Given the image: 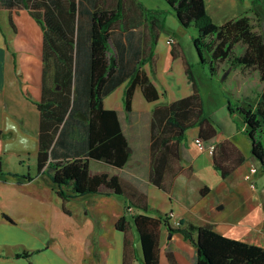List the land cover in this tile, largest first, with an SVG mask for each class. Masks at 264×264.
<instances>
[{
    "label": "trees",
    "instance_id": "1",
    "mask_svg": "<svg viewBox=\"0 0 264 264\" xmlns=\"http://www.w3.org/2000/svg\"><path fill=\"white\" fill-rule=\"evenodd\" d=\"M82 2L86 4L80 8ZM167 2L181 26L188 27L193 24L197 27L198 36L193 42L202 61V50L205 48L213 61L229 59L233 65L254 68L264 82V39L260 33L254 31L247 13L218 25L207 14L204 0ZM253 5L264 7V0H253ZM16 6L28 11L40 24L43 32V92L48 98L38 102V106L42 112L41 128H44V118H47L48 125L54 123L55 126L52 133L46 134V143L42 140L41 132L37 164L39 171L48 164L47 172L57 188V194L68 200L98 192L102 186L123 195L127 204L125 212L132 208L136 210L132 221L141 245L142 264H159V239L163 225L170 235L180 233L185 240L193 244L197 251L196 264H264L263 246L222 234L212 223L184 224L179 219L178 225L174 226L169 220L171 213L156 210V216L150 214L153 210L142 190L123 182L116 175L90 172V158L102 159L122 167L130 156L128 141L122 131L118 113L114 109L104 107L103 97L125 82L122 102L124 111L129 113L137 87H140L148 101L157 100L160 96L143 66L149 62L151 71H155L154 49L162 27L161 13L146 11L137 0H0V8L9 9L12 26L14 24L11 9ZM148 14L153 15L150 24H147ZM81 15L88 16L89 26V55L87 71L84 73L86 77L83 79V73L78 70L79 54L83 47V40L79 37ZM141 25L148 35L143 42L141 58L131 74L127 75L117 60L108 55L111 33L114 29L118 32H129L131 28ZM238 43L244 46L243 52L234 54V47ZM116 47L119 48L118 43ZM185 71L192 84V93L169 103L159 104L151 112L148 178L152 184L165 191H169L170 186L166 181L178 170V144L184 139L186 130L198 126L200 131L209 128L210 134L207 138L215 135V129L205 115L203 100L188 62ZM48 78L55 85L53 89L46 86ZM47 100L48 103L44 106ZM227 105L230 113L238 111L241 114L250 142V153L264 170V87L255 103L242 101L235 107L230 102ZM77 111L86 117V154L71 159L49 161V150L55 134ZM75 121L79 126L84 122L79 119ZM196 138L204 141L200 132ZM224 152V159L231 158L229 152ZM212 155L214 167L222 178L244 161L241 153H238V158L232 159L230 165L218 160L219 155L217 156L215 151ZM63 209L68 211L64 206ZM115 226L119 230H125V214L117 220ZM166 257L169 264H178L172 252L167 251Z\"/></svg>",
    "mask_w": 264,
    "mask_h": 264
},
{
    "label": "crops",
    "instance_id": "2",
    "mask_svg": "<svg viewBox=\"0 0 264 264\" xmlns=\"http://www.w3.org/2000/svg\"><path fill=\"white\" fill-rule=\"evenodd\" d=\"M20 15L26 20L24 21L23 29L20 25L18 26ZM11 18L15 31L11 46L0 33V264H36L38 260L44 264L53 262L54 264H79V262L80 264H99L102 257H104L101 259L103 264H134L136 260H140L139 264H142V251L141 258H136V239L133 231H131V220L125 212L127 204L123 195L116 194L108 189L104 190L105 187L101 186L98 192L64 200L57 194V188L48 175V164H45L40 171L38 170L37 154L40 149L41 132L42 140L46 143L48 139L45 137L46 134L52 133V128L55 126L54 123L48 125L47 118H44V123H42L44 128H41L42 112L38 106V102L48 98V95H44L43 92V32L40 24L24 9H20L18 14L15 11H11ZM32 30H35L36 34H33ZM81 32H84V36L82 38L83 47L79 54L80 64L78 70L83 73V76H81L83 79L86 77L84 73L87 71L89 55L88 22L87 27L82 29ZM147 35V31L141 25L131 28L129 32H117L115 37H113V43L116 42L115 47L112 44L113 47H110L108 55L113 56L117 60L127 75L131 74L141 58L143 42ZM172 39L173 41L170 44H173L174 47L172 49L169 47L164 52L165 67L169 69L172 65V59L181 55L183 70L187 77L185 68L188 59L185 58L184 52L175 38L173 37ZM117 43L119 48L116 47ZM161 55L155 47L154 72L151 71L149 62L143 66L159 93L166 92L167 87L165 85L159 86L152 80L150 75L152 73L154 78L159 75ZM165 67L163 65L162 69L164 71ZM189 83L191 84L190 81ZM120 85L125 86V82ZM46 86L53 89L55 85L48 78ZM263 87L264 84L260 86L259 90H256L253 98H249L248 94L244 97L240 96L238 103L242 101L255 103ZM245 88L247 91L252 90V86L248 87L247 81H245ZM186 91L187 93L183 94V96L172 98L165 103L192 93V84L190 89L185 87L184 92ZM132 100L134 102V97ZM133 102L132 110L126 113L123 108V102L116 107H106L103 97L104 107L106 109H114L118 113L122 131L128 141L129 159L124 166L117 167L102 159L90 158L89 169L92 174L107 173L109 176L116 175L128 184H131V176L141 174L147 182L151 183L148 178L151 112L155 106L164 103H158L150 107L147 112H143L141 110L135 111ZM46 103H48V100L44 102V106ZM78 114L79 112L77 111L73 116L69 117V122L64 124L63 127L61 125L55 134L49 150V161L71 159L86 154V117L84 116V122L77 129L78 136H76L75 126L77 123L75 120L79 119ZM207 118L215 129V135L207 138L210 134L209 128H204L200 131L198 126H194L197 127L196 137L199 136L200 132L204 142L216 145L215 153L217 156L219 155L218 160H221V162H226L230 165L232 159L239 157L238 153L244 156V161L236 166L230 174L222 178L219 171L214 167L213 155L210 154L212 159L209 162L199 163L196 158L189 154L191 149L190 147L187 148L186 143L182 140L178 144V170L170 180L166 181L170 183L169 191L160 188L168 196L169 207L160 208L151 204L148 194L144 192L148 205L153 210L150 214L156 216V210L162 213H171L169 220L174 226L175 224L177 225L179 219L184 224L202 225L212 223L218 232L241 240L243 233L254 232L264 236V195H259L254 190L256 186L253 183L254 181H251L257 170L253 165H250L249 171L240 170L247 160L255 159L251 155L250 150L249 156H246V148L247 146L248 148L250 147L249 139L246 138L245 140V150L236 139L234 140L233 137H236V134L232 132L233 128L229 134L217 139V129L210 117L207 116ZM225 119H228L225 121L226 127H233L234 121L231 117L228 116ZM142 129L147 137L145 138L144 135V142L140 144L137 136ZM131 133L133 142H131ZM141 146H143V149ZM142 150L147 151L148 160L143 163L145 166L144 171L140 172L139 170V173L131 170V159L134 153ZM224 151L227 154L229 152L231 158H228V160L224 159L222 157L225 154ZM144 156H146V153H144ZM138 158L140 159V155L137 154L135 159ZM251 168H254L255 171L251 172ZM216 170L221 178L214 185H211L206 180L207 178L200 176L201 173H209V175L212 174L214 176ZM247 175H249L248 179L246 178ZM246 180L250 182L247 183ZM244 187L248 188L249 191L248 189L246 191ZM66 191L69 192V189L66 188ZM227 192L229 194L233 193L238 197L237 205L226 214L228 218L231 215H238L233 222H230L224 216L216 218V212H220L219 209L226 205L225 193ZM202 195L205 196L202 198ZM215 195H217V198ZM114 196H116V204L112 205ZM117 196H121V202H119ZM76 198H84L81 205L83 221L81 220L79 223L80 218L78 219L80 225L88 223V216L93 214V210H95L93 207L99 209L100 217L98 216V218L101 221L95 218L97 221L91 230L82 232L79 246L77 248L73 246L71 253L68 255H60V253L54 251L50 242L47 243L45 241L41 230L51 232L53 215H58V218L66 217V215L71 217L75 215L69 204ZM219 203L222 206L218 208L215 204ZM63 206L68 210L67 212L63 209ZM123 214L126 215V227L125 230H119L115 224ZM69 231L70 240H73L76 232L71 230V228ZM169 235L163 225L159 239V264H169L166 257L167 251L173 253L178 264H196L197 251L193 244L185 240L180 233ZM88 247L89 249H87ZM52 251L54 256L59 258L58 260L55 261L54 257L50 255ZM21 253H27L28 255L17 256V254ZM97 253L101 256L100 258H97ZM49 259H52L50 263L47 262Z\"/></svg>",
    "mask_w": 264,
    "mask_h": 264
},
{
    "label": "rangeland",
    "instance_id": "3",
    "mask_svg": "<svg viewBox=\"0 0 264 264\" xmlns=\"http://www.w3.org/2000/svg\"><path fill=\"white\" fill-rule=\"evenodd\" d=\"M140 2L144 8L151 11H158L161 13L162 17V27L159 31V35L156 42V49L158 52H160L161 58H160V73L157 76V78L153 77V74L151 73L152 80L156 82L159 86L165 85L167 87L166 92L160 93L159 98L157 101H147L144 99L142 92L140 90V87H138L135 90L134 93V102L133 107L135 111H145L147 112L150 107L155 106L158 103H165L170 101L172 98H176L179 96H183V94H186L185 87L187 89H190L191 84L189 83L184 70H183V64H182V57L181 55L175 56L172 59V65L169 69L165 67L164 63V52L167 48L171 47V49L174 47L172 44H168L167 39L175 38L176 42L181 46L185 58L188 59V63L190 64L192 73L195 78V82L199 91V94L203 100V107L205 114L210 117L213 124L215 125L217 129V139H221L227 134H229L233 128L234 134H236V137H233L234 140L242 146L245 150V140L248 138L247 134L245 133V128L243 124V119L241 114L238 111H234L233 113H230L228 110V102L232 104V106H236L238 104V98L240 96L244 97L246 94H248L249 98H253L256 90H259L260 86L264 84L263 81H261L259 77V73L254 68H248V67H242L238 65L231 64L230 60H224V61H213L210 53L203 48L202 55L204 57V61L201 60L195 46L193 39L198 36V29L193 24L189 25L188 27H182L179 20L177 19L172 7L169 5L167 0H137ZM85 6L86 2H82V5H80V8ZM205 8L207 14L211 17L212 21L215 24L221 25L225 23L226 21L239 17L242 14H248L251 18V25L257 33H260L264 39V7L262 5H256L254 7L253 0H204ZM255 8V12L254 11ZM12 11H15V13H19L20 9L18 6L11 9ZM9 9L7 8H0V33L3 35L4 38L9 42V46H11V42L14 39L15 31L13 26L11 25L10 19H9ZM21 18L18 19V26L20 25L22 29L24 28V21L25 18L20 15ZM153 15L148 14V20L147 24H150L152 22ZM28 17V16H27ZM81 21V31L82 29H85L87 27L88 22V16L87 15H81L80 16ZM29 25V23H28ZM25 30V29H24ZM33 34H36L35 30H32ZM118 32L117 29H114L111 33L110 37V44L112 46L113 44V37H115V34ZM84 36V32H79V37L82 39ZM173 36V37H172ZM35 40V38H34ZM114 46V45H113ZM112 46V47H113ZM115 47V46H114ZM13 48V47H12ZM244 46L241 43H238L234 47V54H240L243 52ZM163 65L165 67V71L162 69ZM245 81H247L248 87L252 86V90L247 91L245 88ZM123 90L124 86L117 87L114 91H112L110 94L104 96V102L106 107H116L117 105L122 104V96H123ZM163 91V90H162ZM184 92V93H183ZM80 112V111H78ZM79 120L84 121V115L78 114ZM231 117V119L234 121L233 127H226V117ZM79 124H76L75 126V134L78 136ZM197 134V127H190L186 130L185 136L183 139V142L186 143V147H190L189 154L198 160L199 163H207L212 158L208 151H200L198 149V146L195 142V137ZM144 130L142 129L140 131V134L137 136V140H139L140 144L144 142V139L147 137L145 135L144 138ZM148 140V138H147ZM131 142H133V135L131 133ZM205 144H208L205 142ZM143 149V146H141ZM249 150L250 147L246 148V156H249ZM144 153H146V156H144ZM140 155V159H135L136 155ZM249 159V158H248ZM148 156L147 151H141L134 153V156L131 159V170H135L136 172H143L145 169L144 162H147ZM141 165V166H140ZM250 165L255 166V169L257 170L256 174H254V177L251 179V181H254L256 188L254 189L257 191V193L260 195H264V170L261 167V164L256 159L247 160L246 163L240 168V170L243 169V171L248 170L250 168ZM138 169V170H137ZM139 172V173H140ZM200 176L202 178H207L211 185H214L221 177L219 173L216 170V173L214 176L212 174L209 175V173H201ZM132 181L131 185L135 186L136 188L142 190L143 192H146L150 198L151 204H154L155 206H158L160 208H168L169 207V201L167 194L158 188L157 186L149 183L146 181L144 176L141 174H134L131 176ZM247 183H249V180H246ZM246 188V187H244ZM104 189V188H102ZM108 188L105 187L104 190ZM248 188H246L247 191ZM110 190V189H108ZM249 191V189H248ZM263 192V193H262ZM194 194V193H192ZM214 195V194H213ZM205 196V195H204ZM201 196L202 198L204 197ZM116 196H114V200L112 201V205L116 204ZM119 199V202L122 201L121 196H117ZM217 198V195H215ZM225 199H226V205L219 209L220 212H216V218L220 216H224L229 220L230 222H233L235 218H237L238 215H231V217H226V214L234 209V207L237 205L238 197L233 194L227 192L225 193ZM84 198H76L73 199L72 202L69 204L73 215L72 217L70 215H66V217H60L58 218V215H53V223L51 225V232L49 233L47 230H41V234L43 235L45 241L47 243L50 242L51 247L54 249L55 252L60 253V255H68L71 253L72 247H78L80 243V236L82 232H85V230H91L94 223L97 221L95 218L99 219L100 212L97 207L95 210H93V214H90L88 216V223L86 225H80L79 223L81 220L83 221V215L81 211V205L83 204ZM122 204V203H121ZM216 207H221V203L215 204ZM264 208V203H263ZM136 212L135 209L128 210V218L131 220V231H133L135 239H136V245H135V252H136V258H141V247L138 235L134 229L133 221H132V215ZM81 214V216H80ZM222 214V215H221ZM80 218V219H79ZM79 219V223H78ZM176 225V224H175ZM57 227V228H56ZM46 228V227H45ZM56 228V229H55ZM73 230L76 232L75 238L73 240H70L69 236V230ZM242 240L248 242H252L258 245H261L264 247V236H262L259 233H243ZM263 242V243H262ZM89 249V247L87 248ZM54 257V260H58L59 258L55 257L53 254V251L50 254ZM57 255V254H56ZM41 256V255H39ZM101 256L99 253H97V258H100ZM112 257V256H111ZM104 258V257H102ZM101 258V259H102ZM106 258V256H105ZM101 264H103V261ZM50 260L47 261L50 263ZM99 262V264H100ZM140 260H136L134 264H139ZM36 264H44L41 263L40 260L37 261ZM51 264H54L51 263ZM80 264V262H79Z\"/></svg>",
    "mask_w": 264,
    "mask_h": 264
},
{
    "label": "built area",
    "instance_id": "4",
    "mask_svg": "<svg viewBox=\"0 0 264 264\" xmlns=\"http://www.w3.org/2000/svg\"><path fill=\"white\" fill-rule=\"evenodd\" d=\"M173 39L172 38H169L167 40V42L170 44L172 43ZM195 142H196V145L198 146V149L200 151H208L211 155L214 153L215 151V145L214 144H205V142L203 140H201L200 138H195ZM251 172H254L255 169L254 168H251L250 169ZM246 178L248 179L249 178V175L246 176ZM177 225H178V222H177Z\"/></svg>",
    "mask_w": 264,
    "mask_h": 264
},
{
    "label": "water",
    "instance_id": "5",
    "mask_svg": "<svg viewBox=\"0 0 264 264\" xmlns=\"http://www.w3.org/2000/svg\"><path fill=\"white\" fill-rule=\"evenodd\" d=\"M170 236V235H169Z\"/></svg>",
    "mask_w": 264,
    "mask_h": 264
}]
</instances>
